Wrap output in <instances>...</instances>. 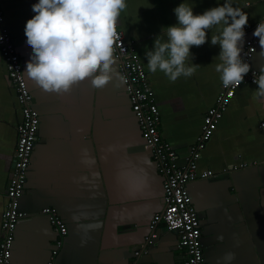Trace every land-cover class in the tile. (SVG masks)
Masks as SVG:
<instances>
[{
    "label": "crops",
    "instance_id": "1",
    "mask_svg": "<svg viewBox=\"0 0 264 264\" xmlns=\"http://www.w3.org/2000/svg\"><path fill=\"white\" fill-rule=\"evenodd\" d=\"M0 2L41 116L20 198L27 215L17 224L11 264H51L58 234L43 211L46 207L56 208L68 226L52 264H183L179 234L163 222L153 241L148 240L154 215L165 208L164 179L142 135L114 52L119 75L105 86L94 87L86 78L66 91H45L24 70L32 52L24 28L36 0ZM180 2L127 0L117 22L135 43L161 112L160 131L183 165L223 83L215 71L220 46L210 43L219 26L209 30L204 44L192 47L193 60L190 55L187 63L199 65L190 77L172 82L160 71H149L145 52L162 26L176 22L173 9ZM189 2L195 12H203L223 0ZM234 6L248 13L247 24L264 18V0H234ZM246 42L244 38L243 47ZM251 62L259 71L264 67L259 42ZM256 87L244 83L238 89L202 152L199 170L214 175L188 184L201 219L205 264H264V97L256 96ZM22 118L0 49V237ZM228 253L231 260L225 259Z\"/></svg>",
    "mask_w": 264,
    "mask_h": 264
},
{
    "label": "clouds",
    "instance_id": "2",
    "mask_svg": "<svg viewBox=\"0 0 264 264\" xmlns=\"http://www.w3.org/2000/svg\"><path fill=\"white\" fill-rule=\"evenodd\" d=\"M126 7L127 0H36L34 15L24 28L32 48L24 69L27 76L45 91H66L86 78L94 87L105 86L114 74L119 75L113 67V45L117 19ZM173 11L176 22L162 26L145 52L149 71H160L172 82L190 77L199 65L187 63L190 55L193 60L192 47L204 44L209 30L219 26V35L210 37L212 45L220 46L215 71L224 86L239 85L251 68L241 56L248 13L234 6V0H223L203 12L181 0ZM252 34L264 50V20ZM253 80L256 96L264 97V67L258 76L253 73ZM232 258V253L226 254V260Z\"/></svg>",
    "mask_w": 264,
    "mask_h": 264
},
{
    "label": "built area",
    "instance_id": "3",
    "mask_svg": "<svg viewBox=\"0 0 264 264\" xmlns=\"http://www.w3.org/2000/svg\"><path fill=\"white\" fill-rule=\"evenodd\" d=\"M258 22L245 25L247 42L243 47L241 56L243 60L251 65L250 71L239 85L226 87L222 84L215 105L206 112L202 131L191 146L187 162L183 165L179 163V155L176 149L163 137L160 131L161 112L147 70L137 57L135 43L127 40L125 32L117 22V35L113 52L119 61V70L125 81L126 90L132 102L133 112L139 122L142 135L149 143L157 169L164 179L165 208L162 212H157L154 215L150 224L152 232L148 240L153 241L157 236L158 223L163 222L168 230L179 234L178 247L184 254L183 264H205L201 219L192 202L188 184L214 175L212 170H199L198 162L202 157V152L214 135L221 118L238 89L244 83L257 86L253 80V73L255 72L258 76L260 71L253 68L251 61L258 44V37L253 36L252 33ZM0 36L3 37L0 39V49L23 115L22 121L18 125V141L12 175L5 194L7 203L1 224L0 264H11L17 224L27 215L20 209V198L25 191L28 170L39 138L41 116L33 105V95L24 77L23 64L15 39L5 25V14L1 2ZM261 125L264 129V122ZM43 211L49 216L50 222L58 234L56 247L51 256L50 263L52 264L60 248L64 245L65 236L68 234V226L56 208L46 207ZM141 251L142 248L135 250V254L139 255Z\"/></svg>",
    "mask_w": 264,
    "mask_h": 264
}]
</instances>
